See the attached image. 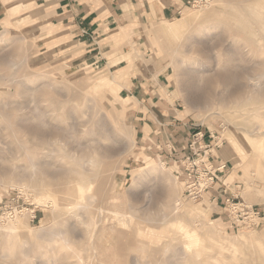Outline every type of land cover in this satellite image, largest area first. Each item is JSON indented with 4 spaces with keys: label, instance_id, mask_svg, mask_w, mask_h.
Masks as SVG:
<instances>
[{
    "label": "rangeland",
    "instance_id": "1",
    "mask_svg": "<svg viewBox=\"0 0 264 264\" xmlns=\"http://www.w3.org/2000/svg\"><path fill=\"white\" fill-rule=\"evenodd\" d=\"M141 1L138 22L93 44L103 47L93 58L59 28L38 24L25 0H0V264H207L213 253L228 264L264 261V0H186L161 20L146 14L160 0ZM131 79L161 89L185 132L205 134L200 150L227 165L199 198L186 157L167 161L166 138L146 140L126 118ZM68 156L83 159L78 170L90 183L91 201L76 212L41 189L53 184L59 203L71 200L59 177L78 178ZM231 193L260 211L256 228L232 223L224 208ZM195 248L206 258L178 252Z\"/></svg>",
    "mask_w": 264,
    "mask_h": 264
},
{
    "label": "crops",
    "instance_id": "2",
    "mask_svg": "<svg viewBox=\"0 0 264 264\" xmlns=\"http://www.w3.org/2000/svg\"><path fill=\"white\" fill-rule=\"evenodd\" d=\"M148 1H141L144 7ZM185 1L178 0L182 2L178 3L177 0H171L173 4L168 6L164 4L166 0H160L155 3L157 12L153 14L152 8H146V14L159 20L167 19L173 17ZM139 3L140 0H25L24 5L30 8L31 14L35 13L38 24L45 21L48 27L59 28L67 41L82 44L86 55L96 58L101 55L103 47L100 46L99 51H96L98 47L91 46L109 39L117 29L128 28L136 20L138 22L139 16L144 14H140ZM4 12L5 9H0V17ZM96 63L97 59L93 64ZM124 90L128 92L126 98L129 100L125 109L126 118L141 131L146 140L166 138L167 161H174L178 166L182 159L192 155L190 143L193 133L187 127L188 132H185V123L178 121L173 100L161 96V89L153 91L146 83L133 79ZM212 164L214 168L220 165L218 161H212Z\"/></svg>",
    "mask_w": 264,
    "mask_h": 264
},
{
    "label": "bare ground",
    "instance_id": "3",
    "mask_svg": "<svg viewBox=\"0 0 264 264\" xmlns=\"http://www.w3.org/2000/svg\"><path fill=\"white\" fill-rule=\"evenodd\" d=\"M201 15V14H200ZM183 21H187V19L184 17L183 19H182ZM219 36V35H218ZM222 38V37H221ZM195 45H197V44H195ZM6 61V60H5ZM11 64H14V62H12ZM9 65V64H8ZM15 66V65H14ZM231 72V71H230ZM227 73V72H226ZM210 78V77H209ZM1 79V78H0ZM234 79V78H233ZM253 79H255V78H253ZM6 80V79H5ZM253 81H255V80H253ZM252 82V81H251ZM256 82V81H255ZM234 83V82H233ZM249 83H250V81H249ZM251 84V83H250ZM253 84V83H252ZM256 85H254V87L255 86H258V84L257 83H255ZM7 86V85H6ZM8 93V92H7ZM60 93V92H59ZM226 93V92H225ZM253 93V92H252ZM251 93V94H252ZM222 95H223V93H222ZM64 96H66V95H64ZM65 98V97H64ZM186 101V100H185ZM92 102V101H91ZM246 102V101H245ZM56 104V103H55ZM241 104V103H240ZM240 104H238V105H240ZM57 105V104H56ZM63 105V104H62ZM90 105V104H89ZM32 106V105H31ZM13 107V106H12ZM22 107V106H21ZM228 107V106H227ZM23 108V107H22ZM30 108V107H29ZM94 108V107H93ZM12 109H14V108H12ZM28 109V108H27ZM36 110V109H35ZM88 116V115H87ZM10 119V118H9ZM92 119V118H91ZM89 120V119H88ZM26 122V121H25ZM37 122H39V121H37ZM108 122V121H107ZM36 123V122H35ZM87 123V122H86ZM85 123V124H86ZM102 123H105V122H102ZM23 124H25V123H23ZM84 124V123H83ZM88 124V123H87ZM232 124V123H231ZM32 125V124H31ZM46 125V124H45ZM105 125V124H104ZM73 126V125H72ZM86 126V125H85ZM107 126V125H106ZM98 127V126H97ZM236 127V126H235ZM258 127V126H257ZM21 128V127H20ZM34 128H35V126H34ZM22 130V129H21ZM28 130V129H27ZM82 130V129H81ZM256 130V129H255ZM18 131V130H17ZM25 131V130H24ZM74 130H72V132H73ZM92 131V130H91ZM108 131V130H107ZM40 131H38V129H37V127H36V129H34L33 131H32V133H33V135H35L36 137H38L39 138V142L37 143V145H42V140H41V136H40V133H39ZM63 132V131H62ZM255 132V131H254ZM74 133V132H73ZM101 133V132H100ZM262 133H263V131H262ZM65 134V133H64ZM104 134V133H103ZM252 134V133H251ZM110 135V134H109ZM101 136H102V134H101ZM34 138V137H33ZM60 138V137H59ZM114 138V137H113ZM58 139V138H57ZM93 139V138H92ZM46 141V140H45ZM50 142V141H49ZM48 142V143H49ZM54 142V141H53ZM58 143V142H57ZM26 144H28V143H26ZM26 144L24 143V145L26 146ZM78 144V143H77ZM102 145V144H101ZM80 146V145H79ZM90 146V145H89ZM28 147L30 148V146L28 145ZM35 147H36V145H35ZM34 146H33V148L34 149H36ZM83 147V146H82ZM85 147V146H84ZM7 148V147H6ZM33 148H31V149H33ZM38 148V147H37ZM81 148V147H80ZM89 148H91V147H89ZM93 148V147H92ZM105 148V147H104ZM28 149V148H27ZM8 150V149H7ZM42 150H43V148H42ZM68 150V149H67ZM84 150V149H83ZM33 151V150H32ZM81 151V150H80ZM13 152V151H12ZM29 152V151H28ZM29 154V153H28ZM67 154V153H66ZM13 155V154H12ZM72 155V154H71ZM75 155V154H74ZM64 156V155H63ZM68 157H72L71 159H73V161H74V166L72 167V172L73 173H75L76 175H78V178H77V180L75 179V181L74 180H72L71 179V176L70 175H68V176H59V177H62V179L64 178H66V181H65V183H64V186L66 187V191H67V196H70V199L71 200H68L67 201V203H59V201L57 200V198H55L54 196H53V194H55V190L53 191V192H51L52 191V188H50V186L51 185H53V184H51L50 185V183H47V184H41V189H45V192H46V190L49 192V193H51L49 196H51L52 198H54L53 200H54V202H55V206L59 209L61 206H65V208L66 209H68L69 211H74V212H76V210H78V209H80L81 210V208H86V207H88V204H89V202L91 201V197H90V195H89V189H90V183H89V181H88V176L86 175V174H84V172L82 171V172H80V170H78V169H80V167H82V164H81V160H83V159H79V160H74V157L73 156H68ZM257 157V156H256ZM85 158V157H84ZM2 159V158H1ZM108 159H110V158H108ZM107 160V159H106ZM92 161V160H91ZM39 162V161H38ZM42 162V161H41ZM12 163V162H11ZM36 163V162H35ZM40 163V162H39ZM41 164V163H40ZM40 164H38V165H40ZM43 164V163H42ZM88 164V163H87ZM92 164H93V162H92ZM36 165V164H35ZM46 165V164H45ZM45 165H43V166H40V168H44V166ZM34 167V166H33ZM35 167H37V165L35 166ZM50 167V166H49ZM37 168H39V167H37ZM70 168V167H69ZM15 169V168H14ZM85 169V168H84ZM18 170V169H17ZM33 171H36V169H34ZM58 171V170H57ZM65 171V170H64ZM67 171V170H66ZM85 171V170H84ZM15 171H12V173H14ZM28 172V171H27ZM26 172V173H27ZM32 172V171H31ZM40 172H42V171H40ZM45 173H46V171H44ZM61 173H65V172H62V171H60ZM86 173H87V171H85ZM21 173V172H20ZM25 173V174H26ZM32 173H34V172H32ZM21 174H23V173H21ZM28 174V173H27ZM26 174V175H27ZM43 174V173H42ZM70 174V173H69ZM25 175V176H26ZM35 175H37V173L35 174ZM23 176V175H22ZM22 176H21V180H23L22 179ZM29 176V175H28ZM27 176V177H28ZM27 177H25V178H27ZM19 178V177H18ZM29 178V177H28ZM57 179H58V177H56ZM35 179V178H34ZM40 179V178H39ZM44 179V178H43ZM19 180H20V178H19ZM45 180V179H44ZM53 181H54V179H53ZM21 182V181H20ZM204 183H200V185L201 186H204L205 184H206V182L205 181H203ZM23 183V182H22ZM50 185V186H49ZM55 188V187H54ZM38 194H41L42 195V193L40 192V193H38ZM46 194H48V193H46ZM61 195V194H60ZM92 195V194H91ZM135 196V195H134ZM40 197H45V195L43 196H40ZM46 198V197H45ZM47 198H48V195H47ZM135 199V198H134ZM181 199V198H180ZM179 199V200H180ZM45 200V199H44ZM44 200H41L39 197H38V201L41 203V202H43ZM178 200V199H177ZM184 204V203H183ZM134 207V206H133ZM174 208H175V210H176V212L175 213H178L177 211H178V208H179V202H176V204H175V206H174ZM134 209V208H133ZM135 210V209H134ZM66 211V210H65ZM135 212V211H134ZM67 213V212H66ZM174 213V214H175ZM68 214V213H67ZM103 214V213H102ZM74 215V214H73ZM114 216H116V214H113ZM165 215V214H164ZM75 216H77V215H75ZM117 216H119V215H117ZM78 217V216H77ZM80 217V216H79ZM78 217V218H79ZM104 217V216H103ZM141 217V216H140ZM77 218V219H78ZM80 219V218H79ZM81 219H82V217H81ZM85 219H86V217H85ZM105 219H107V218H104V220ZM100 220V219H99ZM98 220V221H99ZM11 221H14V222H12V223H10V224H6L7 225V228L8 229H10L11 230V232L12 231H16V229H19V227H20V225L22 224L20 221V219H16V220H11ZM82 221V220H81ZM94 220L91 218V222H90V224L93 222ZM102 221V220H101ZM105 222H106V220H105ZM9 223V222H8ZM96 223V222H95ZM107 223V222H106ZM74 224V223H73ZM105 224V223H104ZM104 225H102V227H103ZM105 227V226H104ZM103 227V229L102 230H104L105 228ZM111 227V226H110ZM109 227V228H110ZM4 228H6V227H4ZM66 228H67V225H66ZM31 229V228H30ZM133 229V228H132ZM65 230V229H64ZM68 230V229H67ZM72 230V229H71ZM107 230V229H106ZM128 230V229H127ZM30 231V230H29ZM31 231H32V229H31ZM66 231V230H65ZM73 231V230H72ZM10 232V231H9ZM68 232V231H67ZM66 232V233H67ZM74 232V231H73ZM72 232V233H73ZM132 232V231H131ZM30 233H32V232H30ZM55 233V232H54ZM58 234H59V236L62 234H64L63 233V229H62V231H59V232H57ZM65 233V234H66ZM214 233V235H211L213 238H217L216 236H217V233H215V232H213ZM127 234V233H126ZM31 235V234H30ZM82 235V234H81ZM83 235H84V233H83ZM83 235H82V237H83ZM32 236V235H31ZM30 236V237H31ZM40 236V235H39ZM57 236V235H56ZM64 236V235H63ZM80 236V235H79ZM78 236V237H79ZM38 237V236H37ZM61 237V236H60ZM81 237V236H80ZM91 237H93V234H92V236ZM65 238V237H64ZM86 238V237H85ZM54 239V238H53ZM105 239V238H104ZM108 239V238H107ZM34 240V239H33ZM67 240V239H66ZM70 240V239H69ZM94 240V239H93ZM51 241V240H50ZM55 241V240H54ZM79 242V241H78ZM91 242H93V241H91ZM118 243V242H117ZM231 243V242H230ZM93 244V243H92ZM105 244V243H104ZM115 244V243H114ZM219 244V243H218ZM84 245V244H83ZM87 245V244H86ZM85 245V246H86ZM106 245V244H105ZM12 246V245H11ZM84 247V246H83ZM202 247H204V246H202ZM235 247V246H234ZM88 248V247H87ZM85 249H86V247H85ZM205 249V248H204ZM159 250V249H158ZM208 250V249H207ZM87 252V251H86ZM179 253L181 252L183 255H184V257H186V258H194V260H198L199 258H201V257H205L206 258V256L207 255H203L202 254V249L200 250V249H198V248H195V249H193L192 251L190 250V249H181L180 251H178ZM214 252V251H213ZM157 253H159V252H157ZM161 253V252H160ZM114 254V253H113ZM154 253H152V255H153ZM155 254H156V251H155ZM177 255H179L178 253H176ZM175 254V255H176ZM181 254V255H182ZM213 254H215V253H213ZM208 255L207 257V261H208V263L207 264H228L226 261H225V259H223V258H221L218 254L217 255ZM86 255H87V253H86ZM177 255H176V257L175 258H177ZM180 255V258L182 259V257L183 256H181ZM201 255H203V256H201ZM113 256V255H112ZM117 256V255H116ZM153 256H155V255H153ZM119 257V256H118ZM156 257V256H155ZM4 258V257H3ZM114 258V257H113ZM170 258V257H169ZM173 258V257H172ZM171 258V261L174 259H172ZM180 258H177V259H180ZM262 258V257H261ZM130 259V258H129ZM161 259V258H160ZM176 259V260H177ZM133 260H134V258H133ZM132 260V261H133ZM136 260V259H135ZM138 260V259H137ZM154 259H152V261H153ZM168 260V258L166 259V261ZM206 260V259H205ZM261 260H264V258H262ZM114 261V260H113ZM120 261V260H119ZM164 261V260H163ZM166 261H164V262H166ZM169 261V260H168ZM171 261H169V262H171ZM203 261V260H202ZM129 262H130V260H129ZM136 264L137 263H139V260L138 261H134ZM162 262V261H161ZM163 262V263H164ZM173 262H174V264H175V261L173 260ZM178 262H180V261H178ZM181 262H183V261H181ZM264 262V261H263ZM262 262V263H263ZM145 263H146V261H145ZM150 263V262H149ZM149 263H147V264H149ZM156 263H157V260H156ZM155 263V264H156ZM168 263V262H167ZM172 263V262H171ZM261 262H260V264H262ZM14 264V263H13ZM115 264H116V261H115ZM140 264V263H139ZM150 264H152V263H150ZM166 264V263H165ZM179 264V263H178ZM181 264V263H180ZM186 264H190V262L189 263H186ZM193 264V263H192ZM194 264H199L198 263V261L197 262H195Z\"/></svg>",
    "mask_w": 264,
    "mask_h": 264
},
{
    "label": "built area",
    "instance_id": "4",
    "mask_svg": "<svg viewBox=\"0 0 264 264\" xmlns=\"http://www.w3.org/2000/svg\"><path fill=\"white\" fill-rule=\"evenodd\" d=\"M204 140L205 134L202 131H197L193 134L190 143L192 155L186 157L183 163L186 181H192L190 186L198 183V187L203 188L199 190L195 188L193 191L190 190V194L195 198H199L205 189L211 190L213 184L224 176V169L227 166L225 163H221L217 168L213 167L212 161L209 155H207L209 150H200L203 148V144L204 146L207 145L204 143ZM200 177L202 179L206 178V184L204 186L200 185ZM224 202L225 211L236 227L242 229L256 228L262 222L263 218L261 217L260 211L253 207V205L239 199L238 195H234V193L228 194L225 196Z\"/></svg>",
    "mask_w": 264,
    "mask_h": 264
}]
</instances>
